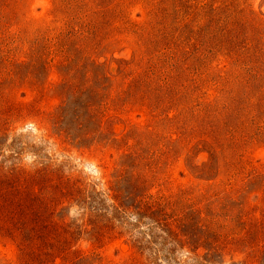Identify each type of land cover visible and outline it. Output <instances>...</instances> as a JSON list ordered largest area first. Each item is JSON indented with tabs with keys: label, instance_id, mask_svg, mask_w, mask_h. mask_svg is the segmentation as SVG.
<instances>
[{
	"label": "rangeland",
	"instance_id": "obj_1",
	"mask_svg": "<svg viewBox=\"0 0 264 264\" xmlns=\"http://www.w3.org/2000/svg\"><path fill=\"white\" fill-rule=\"evenodd\" d=\"M0 264H264V0H0Z\"/></svg>",
	"mask_w": 264,
	"mask_h": 264
}]
</instances>
